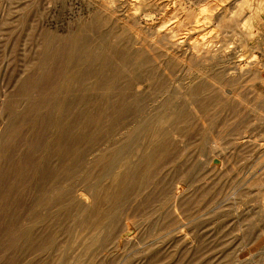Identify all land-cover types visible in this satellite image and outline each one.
<instances>
[{
  "label": "rangeland",
  "instance_id": "374dc122",
  "mask_svg": "<svg viewBox=\"0 0 264 264\" xmlns=\"http://www.w3.org/2000/svg\"><path fill=\"white\" fill-rule=\"evenodd\" d=\"M243 2L0 0V264H264V22L252 34ZM223 43L211 65L186 53ZM227 54L259 68L229 92L207 76Z\"/></svg>",
  "mask_w": 264,
  "mask_h": 264
},
{
  "label": "bare ground",
  "instance_id": "6f19581e",
  "mask_svg": "<svg viewBox=\"0 0 264 264\" xmlns=\"http://www.w3.org/2000/svg\"><path fill=\"white\" fill-rule=\"evenodd\" d=\"M137 1L139 3H144V4H147V2H148V0H137ZM242 7H245V8L250 10V12L248 13V16H246V19H245L246 21H248L250 23V27L252 29L250 32L252 34H255L256 32H259V26L262 27L261 25L264 22V0H244V2L242 3ZM242 10H243V8H242ZM101 11L104 14V16H106V19H103V21H101L102 17L100 16L99 21L102 22V23H105L106 21H109V22H113L112 24L115 25V22L112 20V18H114V10L111 9V8L110 9L103 8V9H101ZM148 16H150V14H146V18L145 19H149ZM99 24H101V23H99ZM119 24L121 26V30L119 31V39H121V41L122 40L125 41L126 44L131 46V50H132L133 56H135L138 59H140L143 65H148V59H147V56H146V52L151 50L150 49L151 45H149L146 42H142V41H138L137 40V35L139 34L138 27L136 26L137 23L134 20H130V19H125L124 18V19H119ZM253 28H256V30H253ZM172 36L174 37L175 35H172ZM185 38H186V36H185ZM182 39H183V37H182ZM138 43H141V44L136 46V44H138ZM157 46H158V44H157ZM183 46H184L183 45V41L181 39L179 40L177 38V39L171 40L170 43H169L170 54L174 55V57H175V55L177 56L178 53L183 49ZM227 48H228V45L223 43V44L219 45V48H215V46L213 48H210V47L207 46V47H204V49L202 50L197 44H192V45H189L186 48V53L188 55L190 54V55L196 56V58H198L200 60V62H202L204 64L211 65L213 62L215 63L214 58H215V56L217 54L220 53V50H222L223 52L226 53V49ZM190 55H189V57H190ZM232 57H233V55H228V54L224 55V57H222V59H220V60H223L222 64L219 66L218 69H216L214 71V74L213 73H211V74L210 73H208V74L205 73V74H207V76L209 78L216 80V82H218L220 84L222 90L225 91V92H227V91L229 92V90H224V87L227 85L228 82H230V79H229L230 76H237L239 78H246V79L252 80L253 77H255L257 75L258 69H259L258 68V64L256 62V57H252L251 59L246 60V62H248L246 64V66H244L241 61L236 63L235 65H233L232 68H233L234 71L230 72L229 70H230L231 66H229V62L232 59ZM193 58H195V57H193ZM241 59H242V57H241ZM163 61H160V63L162 62L163 65H164L163 68L166 69L167 66L165 65V63ZM185 61H186V64L188 66L189 65L191 66V63H190V61H188V59L185 60ZM220 63L221 62L219 61V64ZM181 69L184 70L183 68H181ZM163 72H165V71H163ZM192 75H194V74H192ZM171 77H173V76H171ZM149 78H150V73H146V74H143V75H137V77L133 78L130 81V83H129V87L131 88L132 93L134 95H136V96H141L145 92V90H147V88H148L147 86H145L146 83L144 84V81L148 82L147 80ZM185 78L187 79L189 77H185ZM173 80L177 81V79L175 77H173ZM160 82L162 83L161 79H160ZM170 82H171V80H170ZM210 88L211 87H208V84L205 83L204 81H198L197 84L192 85L190 87V92L192 94L198 95V97H199L201 94L205 93V91H209L210 92L211 91ZM195 99L198 100L197 98H195ZM163 107H164L165 116L171 115L173 117H177L176 120H178L181 116L182 117L185 116V111H184L185 108L178 107L177 105H172L170 102H168V100H167V102H165V105ZM161 120L163 121V120H165V118H162ZM163 133H164V131L158 129V130L153 131L152 135L159 142H161L162 146L168 147V146H170L172 144V141H170L168 139V135H165L164 137H162ZM128 165H129L128 161H124L121 164V166L125 167V169H126V167ZM216 169H217V167H216ZM120 177H121V174H114V175L112 174V178L115 179V181H119ZM98 189H100V188H98ZM81 196H82V194H79V198H81ZM94 217L95 216H93V218ZM93 238H94V233H93Z\"/></svg>",
  "mask_w": 264,
  "mask_h": 264
},
{
  "label": "water",
  "instance_id": "95a60500",
  "mask_svg": "<svg viewBox=\"0 0 264 264\" xmlns=\"http://www.w3.org/2000/svg\"><path fill=\"white\" fill-rule=\"evenodd\" d=\"M214 162H219V159L215 158V159H214Z\"/></svg>",
  "mask_w": 264,
  "mask_h": 264
}]
</instances>
